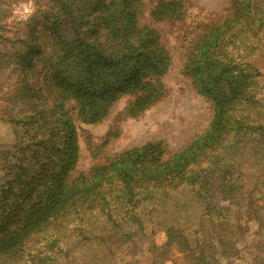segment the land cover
Here are the masks:
<instances>
[{"label":"trees","instance_id":"trees-1","mask_svg":"<svg viewBox=\"0 0 264 264\" xmlns=\"http://www.w3.org/2000/svg\"><path fill=\"white\" fill-rule=\"evenodd\" d=\"M144 10V0H43L13 36L0 32V121L13 134L0 142V264H118L147 226L159 235L153 264L173 245L176 264H220L245 228L233 221L264 225V0H229L219 18L194 20L182 73L210 102L202 133L175 150L157 140L103 156L117 128L101 142L84 128L123 96L124 117L167 96L171 55ZM188 10L153 0L149 14L179 22Z\"/></svg>","mask_w":264,"mask_h":264},{"label":"rangeland","instance_id":"rangeland-1","mask_svg":"<svg viewBox=\"0 0 264 264\" xmlns=\"http://www.w3.org/2000/svg\"><path fill=\"white\" fill-rule=\"evenodd\" d=\"M184 2L190 8L185 21L157 22L149 14L153 0H144L145 15L141 22L160 32L162 41L171 55V65L164 76L168 93L163 100L136 117L122 116L121 112L129 99L128 96H123L111 106L108 115L102 121L84 124V128L94 142H101L111 128H117L119 131L118 136L103 149V156H113L148 141L157 140L164 141L171 150H175L208 127L212 116L210 102L197 93L190 79L184 76L182 62L186 49L199 33L198 28L194 27V20L200 19V16L205 17L207 21L219 18L227 12L229 0H184ZM41 4L43 0H0V25L5 26L0 32L13 36L18 26L36 15ZM262 67L264 70L263 65ZM258 82L264 87V74L260 75ZM86 133L80 134L79 137L78 168L84 171L89 170L95 162L88 149ZM12 137L9 124L0 121V142H9ZM262 193H264V176L260 181L259 198ZM258 203L261 204V201ZM260 208L264 216L263 206L261 205ZM247 221L246 217L233 221L234 225L245 228L240 229L234 236L236 249L227 254L217 255L215 259H218L220 264H264V225L258 224L256 220L248 221V225ZM188 236L190 242L195 245L194 236L191 233ZM154 237L159 235L153 234L152 228L147 226L142 239L137 238L136 248L132 246L133 251L117 253L118 264H153L151 246ZM172 250L170 254L172 259L166 260L163 264H176L174 260L180 259L179 248L173 245Z\"/></svg>","mask_w":264,"mask_h":264}]
</instances>
